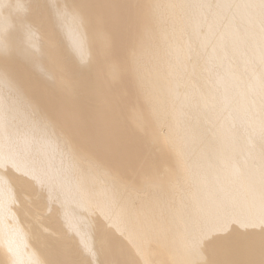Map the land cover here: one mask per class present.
<instances>
[{
    "label": "bare ground",
    "instance_id": "bare-ground-1",
    "mask_svg": "<svg viewBox=\"0 0 264 264\" xmlns=\"http://www.w3.org/2000/svg\"><path fill=\"white\" fill-rule=\"evenodd\" d=\"M0 264H264V0H0Z\"/></svg>",
    "mask_w": 264,
    "mask_h": 264
},
{
    "label": "rangeland",
    "instance_id": "rangeland-1",
    "mask_svg": "<svg viewBox=\"0 0 264 264\" xmlns=\"http://www.w3.org/2000/svg\"><path fill=\"white\" fill-rule=\"evenodd\" d=\"M127 3H129V1L127 2ZM128 5V4H127ZM130 5V4H129ZM98 101V100H97ZM99 103L101 102V100L100 101H98ZM102 103V102H101ZM101 103H100V105H101ZM134 145H136L137 147H141L144 151H147V149L149 148V146H150V143H151V141H149L148 140V137H140V138H137L134 142ZM159 155H160V152L158 153H155L154 155H151L150 156V162H155L157 159H158V157H159ZM133 175H134V169H129L128 170V172L126 171V173H125V176H127L128 177V179H131L132 177H133ZM46 211H44V213L43 212H35V215H38L37 216V219H35V220H42V218H44L43 219V221L44 220H46V217H48V215H49V212H47V213H45ZM46 216H45V215ZM41 218V219H40ZM49 219H51V217L49 218ZM39 222V221H38Z\"/></svg>",
    "mask_w": 264,
    "mask_h": 264
}]
</instances>
